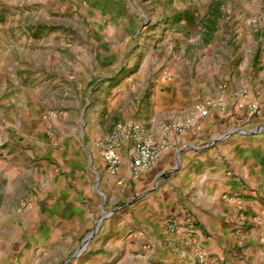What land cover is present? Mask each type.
Returning <instances> with one entry per match:
<instances>
[{"label": "rangeland", "instance_id": "obj_1", "mask_svg": "<svg viewBox=\"0 0 264 264\" xmlns=\"http://www.w3.org/2000/svg\"><path fill=\"white\" fill-rule=\"evenodd\" d=\"M259 3L249 24L238 0H0V264H121L120 251L114 260L101 256L123 232L128 199L114 189L93 196L90 171L125 126L119 109L150 120L156 97H170V78L189 104L241 92L246 105L264 100ZM125 17L134 31H125ZM172 18L192 24L157 37L159 21ZM177 66L183 70L170 71ZM254 104L261 110L250 120L264 116V104ZM252 123L232 130L249 135ZM54 184L64 193L51 192ZM150 193L138 191L133 204ZM66 198L80 220L57 222Z\"/></svg>", "mask_w": 264, "mask_h": 264}, {"label": "crops", "instance_id": "obj_2", "mask_svg": "<svg viewBox=\"0 0 264 264\" xmlns=\"http://www.w3.org/2000/svg\"><path fill=\"white\" fill-rule=\"evenodd\" d=\"M238 2L242 5L239 12L252 14L247 23H256L259 0ZM174 18L159 21L153 33L166 38L176 35L178 26L192 24L190 20L185 23ZM123 25L127 33L136 28L129 17H125ZM242 32L243 29L236 30L238 41ZM182 68L171 67L170 71ZM165 85L170 97H156V115L150 120L133 119L123 105L117 123H138L158 140L165 134V125L192 116L198 103L221 98L226 109L211 112L195 130L168 134L175 151L163 153L154 169L145 175H133L127 146L121 150L123 162L118 173H109L103 161L90 170L93 196H104V192L114 189V195L120 193L128 199L123 232L117 241H110L111 248L101 260H114L120 251L121 264H264V130L260 127L264 116L250 120L252 111L248 105L240 108L243 101L239 97H193L189 104L188 99L179 97L181 83L177 78H170ZM125 91L123 97H115L114 108L126 101ZM249 102L264 104L262 97H249ZM250 121L253 123L249 135L232 130ZM225 133L230 136L219 139ZM161 177L164 178L158 180ZM54 191L64 193L57 184L51 187ZM138 191L151 193L136 205L133 202ZM68 201L66 198L59 204L61 216L57 222L82 218L84 213ZM169 219L184 221L188 228L178 234L170 233L166 228ZM64 225L59 228L68 230Z\"/></svg>", "mask_w": 264, "mask_h": 264}, {"label": "built area", "instance_id": "obj_3", "mask_svg": "<svg viewBox=\"0 0 264 264\" xmlns=\"http://www.w3.org/2000/svg\"><path fill=\"white\" fill-rule=\"evenodd\" d=\"M246 97L241 92L239 98L243 99ZM245 105L243 102L240 108H244ZM247 105L251 109L252 114L260 113L261 109L259 105L254 103H248ZM225 109L226 104L221 98L198 103L194 108L192 116L165 125V134L158 140L147 134L145 128L138 123L125 126L118 125L117 133L102 152L104 163L110 173H118L123 162L121 150L124 146H127L126 153L131 160L133 175L135 177L145 175L154 169L163 153L175 151L174 146L167 137L168 134H182L188 130H195L199 128L200 123L204 119H207L211 115V112ZM226 138L227 136L219 139L224 140ZM219 139L217 138L218 141ZM166 228L170 233L178 234L188 227L184 221L169 219L166 221Z\"/></svg>", "mask_w": 264, "mask_h": 264}]
</instances>
